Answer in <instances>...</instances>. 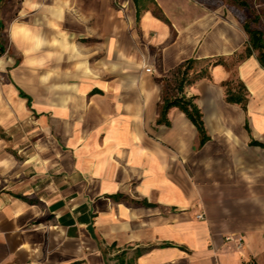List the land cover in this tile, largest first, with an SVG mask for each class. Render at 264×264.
Masks as SVG:
<instances>
[{
  "label": "crops",
  "instance_id": "1",
  "mask_svg": "<svg viewBox=\"0 0 264 264\" xmlns=\"http://www.w3.org/2000/svg\"><path fill=\"white\" fill-rule=\"evenodd\" d=\"M245 1L0 0V264H264V67L239 58L264 0ZM216 58L183 91L201 144L160 104Z\"/></svg>",
  "mask_w": 264,
  "mask_h": 264
},
{
  "label": "trees",
  "instance_id": "2",
  "mask_svg": "<svg viewBox=\"0 0 264 264\" xmlns=\"http://www.w3.org/2000/svg\"><path fill=\"white\" fill-rule=\"evenodd\" d=\"M235 2L240 6L249 8L245 0H235ZM259 21L260 16L252 11V17L244 23L245 30L249 35V40L244 54L240 55L239 58L242 59L245 56H251L256 51L257 58L264 67V32L257 27ZM218 64H225L223 58L207 60L188 59L179 64L173 71L170 80L167 79L169 89L164 90L162 102L160 104L158 123H168V111L172 107H179L196 126L200 134V143L204 144L209 139V136L206 133L202 113L194 103L193 98H187L183 94V91L186 85L194 83L202 78H210V67ZM232 82L233 80L225 83V85H227V100L229 102L238 103L246 109L248 102L246 87L240 81H236L233 90L232 87L229 86Z\"/></svg>",
  "mask_w": 264,
  "mask_h": 264
},
{
  "label": "built area",
  "instance_id": "3",
  "mask_svg": "<svg viewBox=\"0 0 264 264\" xmlns=\"http://www.w3.org/2000/svg\"><path fill=\"white\" fill-rule=\"evenodd\" d=\"M147 71H151V69L147 68ZM198 217L202 218L203 215H199ZM225 239L228 242H234V244L238 249L242 248L244 245V238L243 236L240 235H236V234L227 235Z\"/></svg>",
  "mask_w": 264,
  "mask_h": 264
},
{
  "label": "rangeland",
  "instance_id": "4",
  "mask_svg": "<svg viewBox=\"0 0 264 264\" xmlns=\"http://www.w3.org/2000/svg\"><path fill=\"white\" fill-rule=\"evenodd\" d=\"M249 2H252L251 0H249Z\"/></svg>",
  "mask_w": 264,
  "mask_h": 264
}]
</instances>
